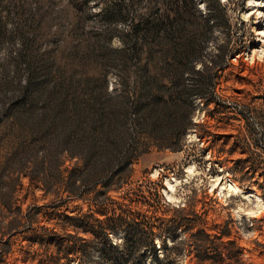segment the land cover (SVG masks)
Here are the masks:
<instances>
[{"label": "rangeland", "instance_id": "obj_1", "mask_svg": "<svg viewBox=\"0 0 264 264\" xmlns=\"http://www.w3.org/2000/svg\"><path fill=\"white\" fill-rule=\"evenodd\" d=\"M220 1L227 23L199 36L174 85L171 78L154 72L152 59L162 66V51L150 58L145 50L109 39L101 0H0V161L21 141L24 146L36 141L22 162L28 175H4L6 181L21 178L14 193L24 201V213L45 206L53 220L40 224L62 233L54 221L86 213L96 194L99 200L123 201L129 192L150 189L152 194H145L156 211L147 212L138 203L130 207L151 216L156 225L164 226L162 217L178 216L175 209L185 205L193 217L189 208L196 201V213H205L204 224L197 218L200 226L178 239L177 247L184 251L173 264H212L198 262L199 244L211 256L220 248L236 257H226L222 264H264V0ZM145 5L142 1L134 11L145 12ZM200 6L206 11L202 1ZM192 31L188 28L185 37ZM46 74L51 79L42 90L55 98L45 96L27 114L11 110L8 118L11 101L28 79ZM155 81L165 89L157 91ZM202 92L215 99L209 105L216 106L211 115L202 107ZM56 105L71 118L54 116ZM204 122L216 136L199 140L196 131L201 127L196 124ZM130 153L132 161L127 160ZM246 157L249 163H237ZM245 165L260 172L252 178L244 175ZM59 168L68 170L65 175L75 169L76 185L91 189L85 200L59 194L49 184L50 191H44L30 177L43 171L51 183L50 172ZM231 186L237 192L230 191ZM16 219L20 216L0 206V251L11 250L0 264H37L51 249L46 245L41 251L26 241L27 223L18 226ZM201 227L210 239L191 237ZM227 228L231 234L221 237ZM156 243L159 248L158 237ZM168 244L173 242L169 239ZM170 254L160 249L158 255L165 260ZM97 256L90 252L88 264H97ZM71 260L62 263L78 264Z\"/></svg>", "mask_w": 264, "mask_h": 264}, {"label": "trees", "instance_id": "obj_2", "mask_svg": "<svg viewBox=\"0 0 264 264\" xmlns=\"http://www.w3.org/2000/svg\"><path fill=\"white\" fill-rule=\"evenodd\" d=\"M101 1V12H103L104 19L109 25V39L113 40L116 38L124 47H131L142 53L145 50L150 58L157 57L162 51V66L159 67L155 61L156 59H152L155 63L154 72L156 75L171 78L174 85H177V82H179L178 76L181 77L183 75L184 58L190 57L191 54L189 53L195 50V47H192L198 41L199 36L202 37L206 30L219 26L221 22L227 23V21H224L226 10L220 0ZM142 1L146 2V11L143 13L135 12L133 7L137 4H142ZM201 1L206 7V11H203L201 8ZM188 28L193 29L194 33L192 31L191 36L185 37ZM184 46L187 48L180 53V49ZM187 49L190 50L188 51ZM216 68L221 69L222 65L217 64ZM197 71L200 72L202 70L197 69ZM48 79H51L50 74H46L42 78H39L37 75L29 78L28 83L23 86L22 92L11 101L10 113L9 111L6 113L8 118L12 116L11 110H19L27 114L45 96H47L46 100L54 99L55 94L45 95L42 90V85H45L49 81ZM165 87V85L155 81L154 88L157 91H163ZM199 99L202 102L206 115H211L216 106L214 109H209V105L215 99L207 97L203 92L199 94ZM59 109H62L60 105H56L54 116L57 115L59 117L62 115L66 119L71 118L70 113L62 112ZM78 114L80 115L81 113L78 112ZM196 126L201 127L200 130L196 131L199 140H208L216 136L211 130V125L208 123H198ZM36 130L38 131V129ZM35 142L31 141L29 145L24 146V142L21 141L18 148L10 151L9 155H6L2 162L0 161V206L12 212V214L20 216V220L16 219L18 226L27 223L25 224L27 227L25 230L29 232V235L25 240L33 245V247L34 245H39L42 251L46 245H49L51 250H46L45 257L38 258L37 264H67L62 263V261L66 260L69 262L72 261L71 259H75L78 264H88L90 262V252L98 254L97 258H95L97 259L95 260L97 264H173L177 257L183 255L184 250L181 252L177 247L178 239L181 238L183 232L198 228L200 224L197 223V218H202L205 214L198 215L196 213L195 205L197 201L193 205L191 204L189 208L191 214L194 215L193 217L186 214L188 208L185 205L180 209H175L178 216L162 217L165 223L164 226L156 225L151 222V216L130 207L134 203H138L143 204L142 207L140 205L137 206L141 209L143 207L144 209L146 208L147 212L151 211L153 213L156 211L155 204L150 203L148 200L150 196L145 194L146 192L152 194V192L150 189L143 190L142 188L126 194L123 201H115L110 197L99 200L98 194H96L91 199L89 210L86 213L80 214V211L75 216L64 215V218L67 220L65 222L64 219L62 221H54L56 226L64 231L62 233L54 228L40 224L44 220H53L51 213L46 211L45 206H34L33 208H29L27 213H24L22 208L24 201L15 194L18 188L17 185L20 187L22 185L21 178L19 180L18 177L13 178L15 182L10 179L6 181L4 175L9 177L14 172L19 173V176L28 175L21 169L22 162L26 160L25 157H27V152L30 149L28 146L31 147L32 144H36ZM47 142H52V140H47ZM21 145L24 147L23 150H19ZM169 148L174 151L181 150V147H173L171 145H169ZM133 156V153H130L127 156V160L132 161ZM50 162L52 161L50 160ZM249 162L250 160L247 157L237 160V163L247 164ZM19 169H21L20 172H18ZM229 170H231L232 174H237V171L231 168ZM243 170L245 172L244 175L251 174V178L260 172L258 167L252 170L247 165L243 166ZM64 171L68 170H61L59 168L58 172L56 170L51 171L49 174L51 176L49 178L51 183L48 182V179L42 177L43 171L39 174L36 173L34 176L30 175V177L34 178L39 183L38 186L42 187L44 191H50L49 185H51L58 188L56 192L59 194L68 192L71 198L75 197L85 200V194L91 189L80 190V186L76 185L75 169L70 170L67 175H65ZM260 175L264 176V173H260ZM239 180L242 181L241 179ZM108 191L107 189L101 194L106 196ZM151 197L153 198V196ZM133 198H138V200ZM202 220V224H204L205 219L202 218ZM155 229H159V231L157 232ZM71 230L75 233H72ZM80 233L88 234L91 237L89 239L84 238L85 235L82 237L79 235ZM230 234L231 231L227 228L221 233V237ZM198 235L207 240L211 237L205 227L197 229L193 234L191 233V237L193 238ZM113 236L119 238L115 240ZM157 237L161 241L159 248L156 243ZM221 237L217 238L221 239ZM169 239L173 244H168ZM230 243L234 244V241ZM189 245L196 244L192 243ZM160 249L165 254L167 252L171 254L165 260H161L158 255ZM196 249L198 262L200 263L211 262L212 264H222L226 261V257L229 260L236 258L233 255L226 254L223 250H219L220 248L218 251H215L214 256H211V251L203 244L197 245ZM10 251H0V261ZM190 254H193V252L189 251ZM172 256H175V259ZM15 261L18 262V259L15 258Z\"/></svg>", "mask_w": 264, "mask_h": 264}, {"label": "bare ground", "instance_id": "obj_3", "mask_svg": "<svg viewBox=\"0 0 264 264\" xmlns=\"http://www.w3.org/2000/svg\"><path fill=\"white\" fill-rule=\"evenodd\" d=\"M222 1H225V0H222ZM222 189H225V187L223 186ZM229 189H230V191H233L234 187L231 186V187H229ZM234 190L237 192V189H234Z\"/></svg>", "mask_w": 264, "mask_h": 264}]
</instances>
